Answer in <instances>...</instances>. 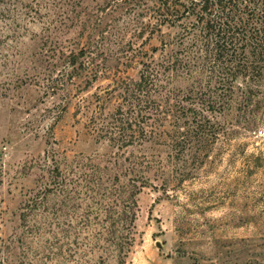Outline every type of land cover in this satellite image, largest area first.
Returning a JSON list of instances; mask_svg holds the SVG:
<instances>
[{
	"label": "rangeland",
	"instance_id": "1",
	"mask_svg": "<svg viewBox=\"0 0 264 264\" xmlns=\"http://www.w3.org/2000/svg\"><path fill=\"white\" fill-rule=\"evenodd\" d=\"M51 1L15 0L22 13L15 21L0 19V246L7 243L13 249L11 254L0 248V258L16 253L13 262L18 264L26 252L24 264H54L45 257V239L50 233L43 239L32 235L26 239L20 218L23 201L43 184L37 163L46 152L68 158V162L91 156L106 159L119 153L155 155L166 165L165 176L170 180L165 185L162 179L153 180V185L137 195L136 241L126 264H264V76L257 83L238 80L232 104L216 113L219 135L204 151L208 157L203 163L204 153L192 157L197 158L194 165L190 158L180 173L170 145L146 143L118 150L106 140L98 141L87 117L77 113L82 96L105 88L118 70L137 79L140 60L178 29L163 25L161 32L151 34L146 29L133 35L149 22L145 10H119L115 20L109 15L104 22L110 24L106 37L93 47L97 62L105 66L104 77L89 85L85 77L76 76L52 93L46 86L51 83L50 75L58 73L52 70L48 55L58 49L52 62H61L63 52L86 42L88 31L81 34L80 25H49L52 17L48 14L62 10L58 6L54 10ZM76 1L79 4L69 13L72 17L102 13L98 9L101 0ZM26 2L34 8H24ZM128 57H135V62L127 64ZM245 94L248 104L242 105ZM59 200L52 194L48 197L49 211ZM78 201V217L87 204L91 205L87 217L92 221L107 216L99 212L93 197L82 194ZM29 219L33 224L41 216Z\"/></svg>",
	"mask_w": 264,
	"mask_h": 264
},
{
	"label": "trees",
	"instance_id": "2",
	"mask_svg": "<svg viewBox=\"0 0 264 264\" xmlns=\"http://www.w3.org/2000/svg\"><path fill=\"white\" fill-rule=\"evenodd\" d=\"M51 3L54 10L57 6L62 10L48 14L52 17L49 25H80L81 34L88 31L86 42L63 52L61 62H52L58 49L48 55L52 70L58 73L50 75L51 83L46 86L52 93L76 76L85 77L89 85L104 77L105 66L97 62L93 47L106 37L110 24L104 22L109 15L115 20L119 10H145L149 22H140L133 35L146 29L151 34L161 32L163 25L178 29L140 60L137 79L118 70L105 88L82 96L77 113L87 117L98 141L106 140L118 150L146 143L170 145L180 173L190 158L204 153L200 162L205 160L204 151L219 135L216 113L232 104L238 80L257 83L264 76V0H152L151 4L147 0H101L98 9L102 13L86 18L69 14L79 1ZM16 4L15 0H0V19L15 21L22 13ZM23 6L34 8L28 2ZM36 13L40 15L39 8ZM135 60L128 57L127 64ZM240 104H248V94L241 97ZM196 159L192 158L193 165ZM39 161L43 184L23 201L20 214L26 239L31 235L43 239L50 233L45 239V257L54 264H109L110 260L126 264L136 241L137 195L153 185V180L169 183L166 165L153 154L115 153L106 159L91 156L68 162V158L46 152ZM51 194L61 200L49 211L46 203ZM82 194L93 197L99 212L107 216L92 221L87 217L91 212L87 204L78 217L75 210ZM34 216L41 219L31 224L29 218ZM0 248L9 250L7 243ZM23 254L18 264L25 263L27 253ZM15 256H3L0 264H17Z\"/></svg>",
	"mask_w": 264,
	"mask_h": 264
}]
</instances>
